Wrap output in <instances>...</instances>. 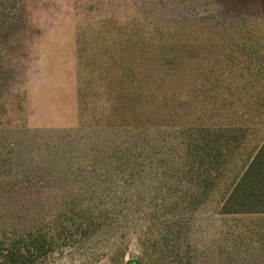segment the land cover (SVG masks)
Masks as SVG:
<instances>
[{
  "label": "trees",
  "instance_id": "obj_1",
  "mask_svg": "<svg viewBox=\"0 0 264 264\" xmlns=\"http://www.w3.org/2000/svg\"><path fill=\"white\" fill-rule=\"evenodd\" d=\"M208 3L188 0L178 27H163L143 9L78 27L79 110L94 98L96 110L116 123L90 122L114 133L89 145L83 136L67 139L114 166L86 170L106 185L77 187L55 182L46 169L29 174L36 167L21 179L0 153V264H37L61 242L79 243L91 260L109 257V264H204L207 252L192 235L209 205L219 204L221 217H264V134L238 161L248 137L264 126V25L257 18L226 22L204 12ZM2 9L0 2L4 23H17L19 15ZM193 72L205 87H187L186 96L167 89ZM168 91L178 107H190L157 123L172 111ZM15 110L23 108L0 100V126L17 117ZM157 130L164 135L160 153L152 144ZM131 233L142 252L127 259L123 244ZM106 245L112 253L98 251Z\"/></svg>",
  "mask_w": 264,
  "mask_h": 264
},
{
  "label": "rangeland",
  "instance_id": "obj_2",
  "mask_svg": "<svg viewBox=\"0 0 264 264\" xmlns=\"http://www.w3.org/2000/svg\"><path fill=\"white\" fill-rule=\"evenodd\" d=\"M187 1L0 0L6 12L20 16L16 19L17 23L7 25L2 20L3 15H0V100L9 108H23L18 112L15 110L17 117L13 118L9 125L0 126V153L3 157H9L11 174L14 173L22 179L28 175V171L36 167V170L29 174L34 175L46 169V172L51 174L50 177L55 179V182L59 180L61 184L70 181V184L76 183L77 187L81 183L97 184L98 187L106 185L103 180H98L86 170L89 168L92 171L97 167L108 171L114 165L105 163L102 156L94 153L86 157V148L71 146L67 139L83 136L86 139L84 143L89 145L99 136L106 137L114 133L97 127L92 129L93 127L89 126L90 122L116 123L115 120L106 121V111L96 110L94 98H90V104L87 101L85 106L81 103L79 110L78 27L83 22H93L90 21L92 17L99 19L110 13L123 15L140 9L152 10L159 20L158 23L160 25L162 23L163 27H178L180 26L178 20L185 14ZM206 9L204 12L217 14L226 22L234 21L233 19L237 21L241 18H257L264 25V0H209ZM223 61L224 65L229 63L227 58ZM149 68H153L152 63ZM202 83H204L202 76L193 72L185 84H178V87L175 84L170 85L167 89L178 95L185 92L186 96L189 94L186 91L195 85L201 86ZM203 86L205 87V83ZM187 87L189 89L184 91ZM18 94L19 97H16ZM167 96L172 97L168 101V109L172 111L166 120H157V123H168L171 116L173 119L176 113L184 110L182 108L190 107L187 104L178 107L179 98L175 99L169 91ZM192 121L188 120L190 123ZM259 121L264 122V118ZM254 123L256 125L258 122ZM156 134L152 144L156 153H160L164 135L159 130ZM262 134L264 126L256 136L248 137L238 157L240 164L254 151V146L260 141L258 139ZM217 196L218 193L215 199ZM218 207L217 203L209 205L206 216L197 221L192 235L194 245L202 253L207 252L208 258L204 264H264V234L257 232L260 228L264 230V217L258 215L244 219L234 216L221 217L215 214ZM118 230L114 233L117 234ZM120 231L117 235H120ZM129 235V239L123 244V246L127 244L126 258L128 259L131 253L141 256V245L134 234ZM96 244L94 240L92 245ZM106 250V253H112L107 245L104 248L100 247L98 251ZM88 251L80 247L79 243L68 246L61 242L53 256L37 264L110 263L109 257L91 260Z\"/></svg>",
  "mask_w": 264,
  "mask_h": 264
},
{
  "label": "water",
  "instance_id": "obj_3",
  "mask_svg": "<svg viewBox=\"0 0 264 264\" xmlns=\"http://www.w3.org/2000/svg\"><path fill=\"white\" fill-rule=\"evenodd\" d=\"M136 257V255L134 254V253H131L130 255H129V259H131V258H135Z\"/></svg>",
  "mask_w": 264,
  "mask_h": 264
}]
</instances>
